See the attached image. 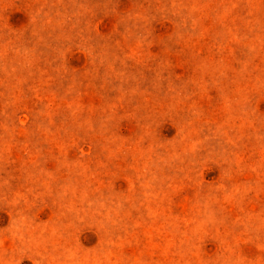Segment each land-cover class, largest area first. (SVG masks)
I'll return each instance as SVG.
<instances>
[{
	"label": "rangeland",
	"instance_id": "374dc122",
	"mask_svg": "<svg viewBox=\"0 0 264 264\" xmlns=\"http://www.w3.org/2000/svg\"><path fill=\"white\" fill-rule=\"evenodd\" d=\"M0 264H264V0H0Z\"/></svg>",
	"mask_w": 264,
	"mask_h": 264
}]
</instances>
